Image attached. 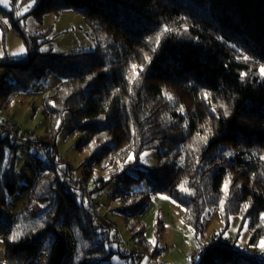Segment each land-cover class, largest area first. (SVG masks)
Returning a JSON list of instances; mask_svg holds the SVG:
<instances>
[{
	"label": "trees",
	"instance_id": "1",
	"mask_svg": "<svg viewBox=\"0 0 264 264\" xmlns=\"http://www.w3.org/2000/svg\"><path fill=\"white\" fill-rule=\"evenodd\" d=\"M38 1L31 15L40 23L43 14L72 9L100 41L91 52L43 50L49 32L27 35L17 9L0 5L4 40L11 30L28 49L25 58L0 57L6 70L0 124L12 121L2 113L32 85L50 74L61 79L41 104L45 136L18 128L49 157L35 155L40 171L31 185H18L19 145L0 129L5 262L30 264L48 239L47 264H111L116 254L108 249L116 227L99 224L91 209L92 194L111 180L101 179L89 191L70 166L59 169L57 138L67 120L71 135H82L78 150L88 152L85 176L111 172L121 182L114 211L127 218L133 255L163 264V220H156L155 244L139 221L159 194L181 204L196 235L204 232L205 214L217 207L226 228L233 218L249 222L250 244L257 246L264 239V0ZM151 150L159 154L155 168L140 163ZM143 182L150 192L131 190ZM23 192H30L29 201L15 218L8 200ZM222 233L193 264H264L263 255L238 248ZM123 258L127 264L132 257Z\"/></svg>",
	"mask_w": 264,
	"mask_h": 264
},
{
	"label": "rangeland",
	"instance_id": "2",
	"mask_svg": "<svg viewBox=\"0 0 264 264\" xmlns=\"http://www.w3.org/2000/svg\"><path fill=\"white\" fill-rule=\"evenodd\" d=\"M38 0H10V7L1 5L3 8L13 11L17 9L16 18H20L27 35H33L41 32H49V42L43 46V50L53 48L60 54H71L78 52L94 51L99 44L100 39L93 27L86 18L72 9L63 10L59 16L53 12L42 15L41 23L31 12L39 6ZM27 9V11H25ZM21 47L25 49L23 54L19 53ZM8 54L16 58H25L28 55V49L23 41L14 32L10 30L4 40L3 33L0 30V57ZM259 67V71L261 69ZM261 73V72H260ZM6 70L0 68V82L5 79ZM61 82L56 75L50 74L42 78L39 82L32 85L28 93L20 95L11 108L2 113L6 118H10L18 128L23 132H32L34 135L45 136L46 119L42 114L41 104L45 97L55 93L56 87ZM1 121V120H0ZM71 123L67 120L57 138V163L61 171H66L67 167L72 168V175L78 180H86L89 191H93L95 182L105 179L111 180L110 183L101 191L94 192L91 196L93 205L92 211L96 215V221L101 225L113 224L116 230H113L112 241L108 246L113 250L111 264H126L123 258L124 252L132 250L130 233L126 228L127 218L114 209L120 205L114 200V196L121 187L119 179H111V172H101L95 170L87 178L84 173L83 164L88 159V152L79 151L78 145L82 140V135H71ZM16 154V181L18 185H31L37 173L40 171L39 164L35 155L43 161H48L49 157L42 148L24 150L22 144L18 143ZM147 154V155H145ZM140 163L148 168H155L159 164V154L156 150L144 153L140 158ZM132 191L150 192V187L143 182L138 186L131 188ZM30 192L18 193L10 197L8 202L14 217H18L25 206H27ZM164 197H168L165 199ZM161 218L164 223L163 241L160 247L164 248L163 255L159 257V262L163 264H193L198 260L199 253L204 246L208 245L214 236L220 235L234 242L236 246L251 254H261L264 256V250L250 244L249 222L242 223L239 218H233L228 228L220 220L219 208H213L205 214L204 232L202 235H196L194 229L184 219V209L181 204L167 195L153 196L144 213L139 217L143 226L146 238L149 241L155 240V223L157 218ZM50 239L42 246L38 256L30 264H47L50 254ZM188 256L194 259L189 260ZM128 261V262H127ZM127 264L131 260H127ZM0 262H5L4 241L0 236ZM141 264H151L148 258H142Z\"/></svg>",
	"mask_w": 264,
	"mask_h": 264
},
{
	"label": "built area",
	"instance_id": "3",
	"mask_svg": "<svg viewBox=\"0 0 264 264\" xmlns=\"http://www.w3.org/2000/svg\"><path fill=\"white\" fill-rule=\"evenodd\" d=\"M0 129L1 130H8V131H10L13 134V137H14L13 138V143H15V144L21 143L22 144V148L24 150H30V149L40 148L35 143H30L29 141L23 139L20 136V133L18 131V127L12 121H9V120L3 121L0 124ZM26 137H30V133H28ZM45 151H47V150H45ZM125 255L132 257L131 258L132 264H140L141 263L142 258L140 256L133 255L131 251L125 252ZM188 259L189 260H193L194 258L192 256H188Z\"/></svg>",
	"mask_w": 264,
	"mask_h": 264
},
{
	"label": "snow or ice",
	"instance_id": "4",
	"mask_svg": "<svg viewBox=\"0 0 264 264\" xmlns=\"http://www.w3.org/2000/svg\"><path fill=\"white\" fill-rule=\"evenodd\" d=\"M0 5H3V6H6V7H10V0H0ZM25 11H27V9H25ZM23 13H17V15H22ZM4 23H7V20L4 21ZM25 51V49L23 47H21L20 49V52L19 53H13L12 55H19V54H23ZM133 70L135 71L136 70V66L133 65ZM142 71V69H141ZM260 72H261V75L264 76V67H261L260 69ZM205 95H207V93H205ZM147 155V154H145ZM134 157L133 156H129L128 157V160L131 161ZM227 189V185H225V190ZM165 199H168V197H164ZM221 203V210H223V201L220 202ZM262 219H264V215H262ZM16 237L13 236L12 239H15ZM153 244H155V241H152ZM259 247L264 250V239H262L260 242H259Z\"/></svg>",
	"mask_w": 264,
	"mask_h": 264
},
{
	"label": "crops",
	"instance_id": "5",
	"mask_svg": "<svg viewBox=\"0 0 264 264\" xmlns=\"http://www.w3.org/2000/svg\"><path fill=\"white\" fill-rule=\"evenodd\" d=\"M124 255H125V252H124Z\"/></svg>",
	"mask_w": 264,
	"mask_h": 264
}]
</instances>
